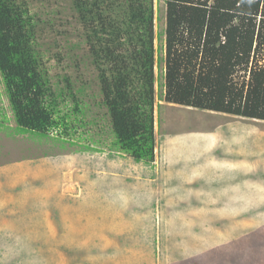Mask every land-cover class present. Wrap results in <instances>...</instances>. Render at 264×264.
Instances as JSON below:
<instances>
[{
	"label": "rangeland",
	"instance_id": "1",
	"mask_svg": "<svg viewBox=\"0 0 264 264\" xmlns=\"http://www.w3.org/2000/svg\"><path fill=\"white\" fill-rule=\"evenodd\" d=\"M57 1L28 0L31 13L54 18L41 44L62 59L43 53L42 60L51 82L66 74L82 93L62 106L66 141L15 130L0 97V264H184V254L215 235L253 241L259 255L264 121L163 100L165 4L153 0L154 161L135 163L113 147L84 35L67 4L51 15ZM57 31L67 41L56 49Z\"/></svg>",
	"mask_w": 264,
	"mask_h": 264
},
{
	"label": "trees",
	"instance_id": "2",
	"mask_svg": "<svg viewBox=\"0 0 264 264\" xmlns=\"http://www.w3.org/2000/svg\"><path fill=\"white\" fill-rule=\"evenodd\" d=\"M160 1L165 4L163 100L264 121V0ZM64 3L88 46L113 147L135 163H152L153 0H59L51 15H63ZM53 20L31 13L28 0H0V97L7 98L15 130L56 132L66 141L70 127L62 106L82 91L66 74L61 83L51 82L44 67L43 53L52 54L42 48L43 28L55 27ZM56 33L57 49L66 35ZM72 110L80 113L77 102Z\"/></svg>",
	"mask_w": 264,
	"mask_h": 264
},
{
	"label": "crops",
	"instance_id": "3",
	"mask_svg": "<svg viewBox=\"0 0 264 264\" xmlns=\"http://www.w3.org/2000/svg\"><path fill=\"white\" fill-rule=\"evenodd\" d=\"M222 238L215 235L206 244L200 242L197 251L183 255L184 264H264V242H261L260 254L254 255L255 248L250 249L249 246H253V241L246 240L245 244L242 237L234 239L230 236V240ZM191 255L194 256L190 258Z\"/></svg>",
	"mask_w": 264,
	"mask_h": 264
},
{
	"label": "clouds",
	"instance_id": "4",
	"mask_svg": "<svg viewBox=\"0 0 264 264\" xmlns=\"http://www.w3.org/2000/svg\"><path fill=\"white\" fill-rule=\"evenodd\" d=\"M155 14H156V10H155Z\"/></svg>",
	"mask_w": 264,
	"mask_h": 264
}]
</instances>
